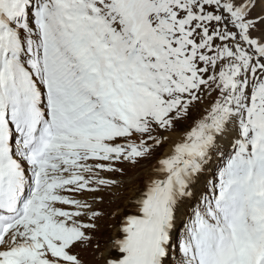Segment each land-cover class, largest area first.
<instances>
[{
    "label": "snow or ice",
    "instance_id": "snow-or-ice-1",
    "mask_svg": "<svg viewBox=\"0 0 264 264\" xmlns=\"http://www.w3.org/2000/svg\"><path fill=\"white\" fill-rule=\"evenodd\" d=\"M0 264H264V0H0Z\"/></svg>",
    "mask_w": 264,
    "mask_h": 264
},
{
    "label": "bare ground",
    "instance_id": "bare-ground-1",
    "mask_svg": "<svg viewBox=\"0 0 264 264\" xmlns=\"http://www.w3.org/2000/svg\"><path fill=\"white\" fill-rule=\"evenodd\" d=\"M181 134H179V132H175L172 136V139L175 140L177 139ZM167 149V146H165V149L163 150H166ZM162 150V151H163ZM147 167L144 166V167H140L139 168V171L138 173H136L137 175H133L132 177H130L131 179L128 180L126 183V188L128 189L127 191H122L121 192V195L122 196H127V195H130L131 194V189L135 186H137L139 184V182L143 179L144 176L147 175ZM116 203H121V200H116L114 203H112L110 205V207H115L116 206Z\"/></svg>",
    "mask_w": 264,
    "mask_h": 264
},
{
    "label": "rangeland",
    "instance_id": "rangeland-1",
    "mask_svg": "<svg viewBox=\"0 0 264 264\" xmlns=\"http://www.w3.org/2000/svg\"><path fill=\"white\" fill-rule=\"evenodd\" d=\"M194 115H195V113H194ZM190 123H191V121H188L183 126H178L176 132H179V134H181L182 131L186 129L187 124H190ZM138 171H139V168L128 170V174L124 177V183L127 182L128 180H130L131 179L130 177H132L133 175H137L136 173H138ZM125 185H126V183H125ZM109 207L110 206L106 205L105 210L107 211L109 209ZM107 222H109V221L107 220V217H106L105 220L101 222L102 229H103V225ZM81 255L85 260L92 261L91 249L81 250Z\"/></svg>",
    "mask_w": 264,
    "mask_h": 264
}]
</instances>
